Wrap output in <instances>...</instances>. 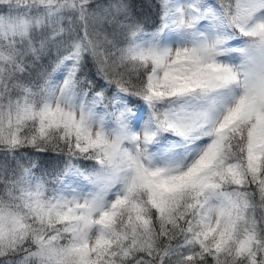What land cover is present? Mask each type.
Here are the masks:
<instances>
[{
	"label": "snow or ice",
	"instance_id": "obj_1",
	"mask_svg": "<svg viewBox=\"0 0 264 264\" xmlns=\"http://www.w3.org/2000/svg\"><path fill=\"white\" fill-rule=\"evenodd\" d=\"M0 0V264H264V0Z\"/></svg>",
	"mask_w": 264,
	"mask_h": 264
},
{
	"label": "trees",
	"instance_id": "obj_2",
	"mask_svg": "<svg viewBox=\"0 0 264 264\" xmlns=\"http://www.w3.org/2000/svg\"><path fill=\"white\" fill-rule=\"evenodd\" d=\"M130 2L135 6V10L138 13H142L145 16H150L155 11L153 5L156 0H130Z\"/></svg>",
	"mask_w": 264,
	"mask_h": 264
}]
</instances>
